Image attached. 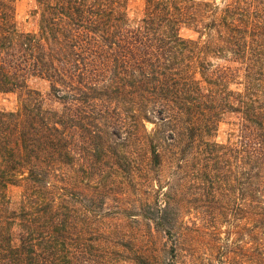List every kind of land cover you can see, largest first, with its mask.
Listing matches in <instances>:
<instances>
[{"label": "trees", "instance_id": "trees-1", "mask_svg": "<svg viewBox=\"0 0 264 264\" xmlns=\"http://www.w3.org/2000/svg\"><path fill=\"white\" fill-rule=\"evenodd\" d=\"M141 1L133 22L130 0H36L22 32L0 0V92L21 97L0 111V264H158L157 235L174 264L186 247L264 264V0ZM162 140L188 195L163 178ZM131 183L146 194L124 205Z\"/></svg>", "mask_w": 264, "mask_h": 264}, {"label": "rangeland", "instance_id": "rangeland-1", "mask_svg": "<svg viewBox=\"0 0 264 264\" xmlns=\"http://www.w3.org/2000/svg\"><path fill=\"white\" fill-rule=\"evenodd\" d=\"M37 7L36 0H16V14L17 19L19 23V29L22 32H36L38 30V18L35 16L34 10ZM144 10V4L141 0H130L128 5V16L131 21L135 22L139 20L143 15ZM181 35L185 38H196L197 36L189 29H182ZM29 85L31 88L40 91L44 96H47L49 93V84L48 82L41 80V79H33L29 82ZM21 106V97L20 94L17 92H9V93H3L0 92V111L1 112H15L17 111ZM49 106H53L52 103H49ZM149 130L152 129V126H148ZM233 126L229 125L228 123H223L220 126V130L218 132L216 140L220 143H226L231 140V142H234V137H231V132H233ZM126 140H111L112 143L118 142L123 143ZM188 140H182L181 148H184L185 144ZM91 142H94L93 146L99 148H104V146L107 144L108 140H91ZM137 143V141H134ZM170 140L166 141L162 140V143L165 144L163 148V153L165 155V162H164V172H163V178L169 179L174 184L175 188H182L187 183V179L185 176H181L178 174L177 168L175 167V164L173 161H170V158L173 157L171 154V151L169 149V143ZM140 144V145H139ZM168 144V145H167ZM136 145L140 146V149L136 151V155H139L138 158H141L144 156L145 148L142 146L141 143H138ZM143 149H142V147ZM98 155H103L99 153ZM169 156V157H168ZM133 184V183H131ZM166 185V184H165ZM138 185H130L129 187H124V192L126 194V201H124L122 204H132V200L138 196H141L142 194L145 195L146 193L143 191H140ZM127 187V188H126ZM157 189V188H156ZM168 191L167 188L163 189V193H166ZM189 194L188 187H184L182 192ZM21 194V190L17 188H12L10 190V196L11 199L14 202H17L19 200ZM163 198H165L163 195L160 196V200L163 201ZM120 205L119 201L115 199L114 205ZM119 211L113 208L111 210L112 215L115 214L120 218L122 222V230H131L134 229V232H136L138 235L142 234L143 230V223L140 221L139 217L131 219L128 215H121L117 214ZM190 221V217L187 216V213L184 214V222L188 224ZM190 224V222H189ZM145 229V228H144ZM173 237H168V240L164 238V236H154L153 239H151L152 245L151 248L154 249V252L158 255L157 258L159 260L157 261L158 264H174L173 263V253L171 248V242L170 240ZM167 241V243H166ZM191 254H193L192 251H189V247L185 248V251L181 252L180 259H178L177 264H198L201 262V252H198L195 254V256L191 257Z\"/></svg>", "mask_w": 264, "mask_h": 264}]
</instances>
